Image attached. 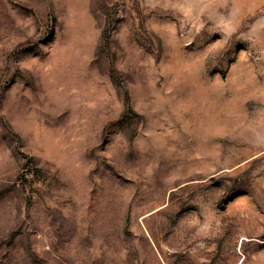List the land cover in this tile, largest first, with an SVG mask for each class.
<instances>
[{
	"label": "rangeland",
	"instance_id": "1",
	"mask_svg": "<svg viewBox=\"0 0 264 264\" xmlns=\"http://www.w3.org/2000/svg\"><path fill=\"white\" fill-rule=\"evenodd\" d=\"M0 264H264V0H0Z\"/></svg>",
	"mask_w": 264,
	"mask_h": 264
}]
</instances>
